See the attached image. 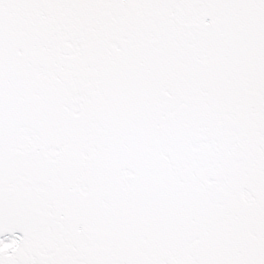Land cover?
Listing matches in <instances>:
<instances>
[{"label":"snow or ice","instance_id":"6c2138e0","mask_svg":"<svg viewBox=\"0 0 264 264\" xmlns=\"http://www.w3.org/2000/svg\"><path fill=\"white\" fill-rule=\"evenodd\" d=\"M0 264H264V0H0Z\"/></svg>","mask_w":264,"mask_h":264}]
</instances>
